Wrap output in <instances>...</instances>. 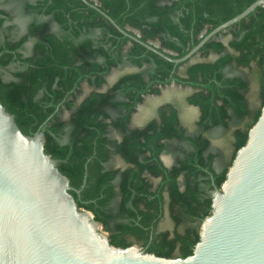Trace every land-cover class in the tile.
<instances>
[{"label": "trees", "instance_id": "16d2710c", "mask_svg": "<svg viewBox=\"0 0 264 264\" xmlns=\"http://www.w3.org/2000/svg\"><path fill=\"white\" fill-rule=\"evenodd\" d=\"M85 1L96 9L82 0L24 2L31 21L22 34L6 25L12 16L0 9V103L23 134L42 133L44 152L68 179L77 207L100 224L111 246L190 256L211 213L212 191L225 181L264 104V8L175 65L101 13L178 59L254 0ZM122 65L134 71L106 87ZM169 86L189 90L183 102L198 114L190 127L170 103L132 126L143 99ZM217 129L229 131L225 163L210 149L209 134ZM165 215L171 231L158 230Z\"/></svg>", "mask_w": 264, "mask_h": 264}, {"label": "water", "instance_id": "95a60500", "mask_svg": "<svg viewBox=\"0 0 264 264\" xmlns=\"http://www.w3.org/2000/svg\"><path fill=\"white\" fill-rule=\"evenodd\" d=\"M257 7L264 8V0H254L178 59L128 35L101 14L121 34L176 65ZM70 191L68 179L44 152L42 133L23 134L0 103V264H264V104L225 181L213 191L211 213L200 225L190 256L165 258L135 246H111Z\"/></svg>", "mask_w": 264, "mask_h": 264}, {"label": "rangeland", "instance_id": "374dc122", "mask_svg": "<svg viewBox=\"0 0 264 264\" xmlns=\"http://www.w3.org/2000/svg\"><path fill=\"white\" fill-rule=\"evenodd\" d=\"M33 0H1L0 6L1 8L5 9L6 11L10 12L14 18H15V25L17 28L21 30H25L27 24L31 21V18L27 17L22 12V5L24 2H29ZM28 22V23H27ZM228 36H221V41H226ZM195 60V59H194ZM134 71V69L128 65H122L118 69H115L107 78L106 80V87L111 85L115 79L122 74L129 73ZM88 91V88L83 87L81 97ZM189 93L188 89H182L177 86H169L166 88H162L160 93L157 96H148L145 97L142 101V103L137 107L135 113L132 116L131 124L132 126L140 127L145 122H147L149 119L153 118L155 115L156 108L164 103H170L173 104L175 107H177L180 111L179 117L180 121L187 125V127H190L191 123L196 120L197 118V110L190 108L185 105L183 102L184 97ZM79 98V100L81 99ZM62 117H65V115H62ZM189 124V125H188ZM229 132L228 130H226ZM225 130L217 129L212 132H210V140H211V146L210 149L213 152L220 153V161L223 163L227 162V159L230 155V147H229V138L228 135H226ZM162 161L166 166H170L172 164V159L168 155H164L162 157ZM116 164V163H114ZM220 166V164H218ZM99 232L101 234L106 233L102 231V228L99 226L98 228ZM158 230H172V225L168 219V217L165 215L163 219L161 220L160 224L158 225ZM138 250V246H135Z\"/></svg>", "mask_w": 264, "mask_h": 264}, {"label": "flooded vegetation", "instance_id": "af4514ba", "mask_svg": "<svg viewBox=\"0 0 264 264\" xmlns=\"http://www.w3.org/2000/svg\"><path fill=\"white\" fill-rule=\"evenodd\" d=\"M35 0H33V1H29L28 3L29 4H33V2H34ZM0 9H2V10H4V11H6L5 9H3V8H1V6H0ZM6 12H8V11H6ZM8 13H10V12H8ZM11 14V13H10ZM11 16H12V19H11V22H6L7 24L6 25H9L10 23H12V24H14L15 25V18H14V16L11 14ZM27 16V15H26ZM27 17H29L30 18V16H27ZM28 23V22H27ZM19 29V28H18ZM25 32V30H21V29H19V33L20 34H22V33H24ZM31 46V43H27L26 44V47H30ZM172 159V158H171ZM214 191V190H213ZM213 191H212V194H213Z\"/></svg>", "mask_w": 264, "mask_h": 264}]
</instances>
